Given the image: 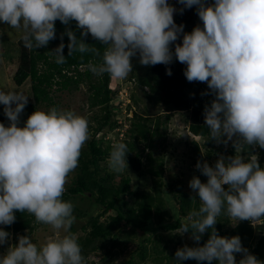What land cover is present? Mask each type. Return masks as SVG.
Listing matches in <instances>:
<instances>
[{"label":"clouds","instance_id":"9594fccd","mask_svg":"<svg viewBox=\"0 0 264 264\" xmlns=\"http://www.w3.org/2000/svg\"><path fill=\"white\" fill-rule=\"evenodd\" d=\"M178 3L181 13L195 6L202 26L185 32L174 22L177 9L168 0H0V23L18 30L24 46L35 50L56 38V20L64 25L75 21L80 37L66 28L61 43L48 53L63 65L67 35L68 57L91 53L87 70L94 76L123 80L133 69V58L148 66L167 65L175 56L185 65L189 82H205L214 97L203 110L208 139L225 145L232 141L235 154L219 155L213 166L197 162L196 168L207 177L202 182L194 175L189 181L199 206L175 231L190 232L197 243L177 248L173 261L264 264L238 235L221 236L215 228L222 214L236 222L264 217V166L254 154L241 155L249 145L264 148V0ZM88 34L104 48L85 43L82 38ZM166 74L171 70L166 68ZM28 97L23 90L0 88L8 120L7 125L0 123V264H86L71 232L74 206L62 196L89 139L88 121L74 110L51 106L35 108L21 122ZM128 151L123 142L112 146L108 162L113 171L127 169ZM15 211L33 215L53 234L39 244L29 235H19L10 244ZM206 231L208 239L199 244ZM235 253L242 254L238 261Z\"/></svg>","mask_w":264,"mask_h":264},{"label":"trees","instance_id":"16d2710c","mask_svg":"<svg viewBox=\"0 0 264 264\" xmlns=\"http://www.w3.org/2000/svg\"><path fill=\"white\" fill-rule=\"evenodd\" d=\"M171 1L168 0V3L175 5L177 9L173 14L174 22L177 25L182 24L185 32L198 24L202 26L195 6L184 8L181 13L179 9L183 6L178 0ZM54 27L56 38L35 50L27 49L19 36L12 43L15 57L11 54L9 59L16 66L12 75L14 84L21 86L26 81L30 84L31 99L20 114L21 122L35 108L59 107V93L73 92L82 85L88 91V108L98 109L87 119L89 139L81 150L75 175L68 186H65L66 191L62 196V199L70 202L86 198L97 210L96 213H88L81 210L78 204L73 208V213L76 210V214L87 216L83 224L71 226V232L78 239L86 264H103L102 260L111 255L112 261L117 258L119 251L120 254L123 250L126 251L130 242L136 243L135 247L127 251L128 256L121 264H145L148 260L151 261L150 264H174L175 251L183 237L174 231L187 223L189 212L199 206V201L195 192L184 190L181 185L162 181L165 145L160 128L164 129L173 113L191 111V115L185 117L188 131L186 137L192 135L203 139L199 143L192 137L189 138L191 151L195 154L193 165L196 166L202 157L211 159L214 164L219 153L223 152V143L217 145L216 141L208 139L203 110L214 99L208 85L199 81L189 82L184 76L185 65L176 60L175 56L167 65L148 66L139 64L138 59L133 58V69L127 77L131 86L130 103L126 105V110H131L132 115L125 118L126 129L120 140L113 141L106 136L118 127L120 119V114L115 115L112 112L111 102L115 98V92L109 88V82L113 77L108 74L94 76L87 70L89 60L93 59L91 53L83 54V58L80 53L68 57L67 35H63V55L67 59L63 65H57L48 51L54 50L61 43V34L65 33L66 28L73 30L77 37H80V29L76 28L75 21L64 25L56 20ZM82 39L91 46L101 50L104 48L90 34ZM180 42L181 36H178L176 43ZM170 48L174 46L170 45ZM166 68L171 70V75L166 74ZM3 108L0 104V123L7 125ZM100 133L102 136L97 138ZM118 142L125 143L129 149L126 153L127 169L119 173L113 171L108 162L111 148ZM234 154L235 146L231 141L228 156ZM241 154H257L258 163L264 166V148L259 145H249L242 149ZM131 172L137 176L134 183ZM145 173L151 180L148 188L139 185L138 178ZM168 198L173 199L176 204L172 212L166 209ZM14 214L16 219L10 225L13 233L31 235L43 224L26 211H15ZM217 219L215 228L219 235H238L242 245L257 259L264 261V217L258 219L261 222V226H257L259 230H255L256 227L249 220L236 222L224 214ZM164 233L167 238L162 243ZM185 233L191 237L190 232ZM208 235L206 231L199 244H203ZM192 242L195 245L197 243L194 240ZM169 243H172L170 251L166 250ZM98 251L101 253H96ZM91 255H99V260L88 263ZM234 256L238 261L242 254L235 253ZM182 264H197V261L187 260Z\"/></svg>","mask_w":264,"mask_h":264},{"label":"rangeland","instance_id":"374dc122","mask_svg":"<svg viewBox=\"0 0 264 264\" xmlns=\"http://www.w3.org/2000/svg\"><path fill=\"white\" fill-rule=\"evenodd\" d=\"M170 2H172L170 0ZM172 5V4H171ZM175 8V5H172ZM191 30H188L186 32H190ZM20 36L18 30L10 28L7 24L0 23V88L4 90H23L25 94L29 95L28 100H30V84L28 81H26L21 86H17L14 84L12 80V75L14 73V70L16 68L15 62H12L9 59V55L13 54L15 57V52L13 49L12 43L17 40V38ZM15 59V58H14ZM109 88L113 89L115 92V98L111 102L112 112L115 115L120 114V119L118 122V127L108 133L106 136L107 138L113 140V141H119L122 137V133L126 129V116H131L132 111L126 110V105L130 103L129 95L131 93V86L127 82V78L123 80H118L115 78H111L109 82ZM87 95L88 91L85 85H82L79 87L78 90H75L73 92H67L64 91L62 93H59V101H60V108H66L74 110L75 112L83 115L86 117V119L91 118V115L96 113L98 111L97 107L93 109H89L88 105L86 103L87 101ZM43 109H47L48 107H41ZM191 110V109H190ZM191 115V111H188L187 113L183 112H175L170 116L169 121L165 124L164 129L160 128V133L163 135L164 139L162 142H164V172L162 174V181H164L166 184L174 183L177 185H181L184 190H190L189 188V181L192 178V176H197L202 182L206 181V176H204L198 169H196V166L193 165V158H195V154L192 153L191 148L192 145L189 144L190 140L189 138L192 137L196 142L202 143L203 139L193 137L192 135L186 137V134L188 133L186 128V122L185 117H189ZM191 121L190 119H188ZM102 134L100 133L97 135V138H100ZM233 139H236L235 137ZM230 142L227 143V145H222L223 152H220L219 155H223L226 158L228 157V149L230 148ZM217 145L219 143L216 142ZM218 155V156H219ZM242 155V154H241ZM257 156V154H254ZM247 157L246 155H242ZM258 158V157H257ZM198 162H207L210 166H213V162L211 159L203 158L200 159ZM75 175V171L70 173L68 177V182L65 186H68V184L71 182ZM132 182L134 183L137 179V176L134 172H131ZM139 180V185L142 188H148L150 187L151 180L149 175L142 174ZM193 192V191H192ZM76 198V197H75ZM77 199V198H76ZM73 206L76 204L79 205V208L81 210H85L88 213H96L97 210L92 207L90 204V201H88L86 198H83L82 200H74L71 201ZM176 208V204L173 201V199L168 198L166 199V209L168 211H173ZM79 211V209H78ZM75 216V222L73 223L74 226H78L80 224H83L87 220V216H84L82 214L81 216L76 214V210L74 211ZM255 228L257 229V226H261V222L257 219L255 221L251 222ZM5 226V225H3ZM8 230L10 229L9 226H5ZM178 230V229H177ZM175 230V231H177ZM174 231V233H176ZM12 232V231H11ZM9 230V233L11 234V240H9L10 244H15L17 242V238L20 234L18 233H11ZM52 229L49 225L42 224L40 227H38L31 235H29L34 242L39 244L42 242L47 236L52 235ZM150 237H153L150 235ZM167 236H165V233L163 234L162 243L163 240L166 239ZM189 236L188 233H184L183 237L180 239L177 248L183 247L184 245H188L190 247L196 246ZM136 243H128V247L126 251L123 250V252L120 254L117 250V258H114L112 261V255L108 257V259L102 260L103 264L110 261L109 264H121L125 257L128 256L127 251L129 249H133L135 247ZM150 246V244H148ZM7 248V247H6ZM172 249V243H169V247L166 249L170 251ZM96 253H101L100 251ZM101 256V254H100ZM99 255H91L89 258V262H94L99 260ZM150 260H148L145 264H150ZM200 264H207V262H200ZM212 264H216V261L214 260Z\"/></svg>","mask_w":264,"mask_h":264}]
</instances>
